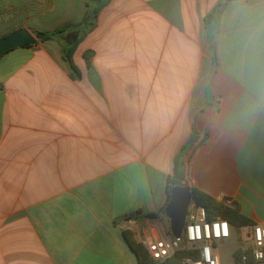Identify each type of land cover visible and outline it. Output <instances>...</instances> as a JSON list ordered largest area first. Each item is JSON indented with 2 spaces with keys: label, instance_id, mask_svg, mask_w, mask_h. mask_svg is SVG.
Here are the masks:
<instances>
[{
  "label": "crops",
  "instance_id": "1",
  "mask_svg": "<svg viewBox=\"0 0 264 264\" xmlns=\"http://www.w3.org/2000/svg\"><path fill=\"white\" fill-rule=\"evenodd\" d=\"M96 6L72 79L35 34ZM21 29L36 44L0 61V264H137L123 231L167 234L177 156L192 194L264 225V0H0V38Z\"/></svg>",
  "mask_w": 264,
  "mask_h": 264
},
{
  "label": "built area",
  "instance_id": "2",
  "mask_svg": "<svg viewBox=\"0 0 264 264\" xmlns=\"http://www.w3.org/2000/svg\"><path fill=\"white\" fill-rule=\"evenodd\" d=\"M216 225H227V234L221 227L217 235ZM232 232L238 238L236 252L240 264H259L264 261V225L250 223L235 227L220 216L210 217L206 208L193 198L178 238L173 237L168 230L160 238L146 235L141 242L151 260L157 263L184 253L176 264H220L219 248L228 243Z\"/></svg>",
  "mask_w": 264,
  "mask_h": 264
},
{
  "label": "trees",
  "instance_id": "3",
  "mask_svg": "<svg viewBox=\"0 0 264 264\" xmlns=\"http://www.w3.org/2000/svg\"><path fill=\"white\" fill-rule=\"evenodd\" d=\"M87 1H103L106 2L107 0H87ZM219 11V8L215 10V12ZM98 7H94L93 9L86 12L83 22L74 28L65 27L63 29L54 30L51 32H38L35 36L41 41H49L55 40L60 44L61 47V58L65 63L66 67L70 72V77L72 79H80L81 73L78 67L75 65L73 61V53L76 51L79 42L83 39V37L93 28L95 19L97 17ZM86 61H88V58ZM180 156H177L175 159L174 165V173L173 178L171 179V185H181L182 181V172L180 167ZM170 189L171 186L167 190V200L166 205L168 204L169 197H170ZM193 198L194 201L198 204L204 206L207 210V213L210 217L212 216H220L223 219H226L230 224L235 227H239L241 225L250 224L247 222L238 212L236 209L231 208L229 206L224 205L223 203L215 202L211 197L205 195L204 193L194 190L193 191ZM155 214L147 215L148 218H154ZM124 239L126 240L129 248L135 254L137 258V264H176L178 258L183 255L184 253H179L172 258L165 260L164 262L157 263L151 260L149 257L144 245L136 241L131 232L129 230L123 231ZM234 263L240 264L238 261L237 252L234 253Z\"/></svg>",
  "mask_w": 264,
  "mask_h": 264
},
{
  "label": "water",
  "instance_id": "4",
  "mask_svg": "<svg viewBox=\"0 0 264 264\" xmlns=\"http://www.w3.org/2000/svg\"><path fill=\"white\" fill-rule=\"evenodd\" d=\"M36 44L33 35L24 29L15 31L5 37L0 38V58L10 50L28 47ZM193 194L189 187L184 185H172L168 204L164 209V214L168 219L169 233L178 238L184 223L185 215Z\"/></svg>",
  "mask_w": 264,
  "mask_h": 264
},
{
  "label": "rangeland",
  "instance_id": "5",
  "mask_svg": "<svg viewBox=\"0 0 264 264\" xmlns=\"http://www.w3.org/2000/svg\"><path fill=\"white\" fill-rule=\"evenodd\" d=\"M6 57L8 56L1 57L0 61L2 62L6 60L7 59ZM139 242H141V240ZM237 243H238L237 235L232 232L228 240V243L226 245H221V247L219 248L220 264H235L234 253L238 249Z\"/></svg>",
  "mask_w": 264,
  "mask_h": 264
},
{
  "label": "snow or ice",
  "instance_id": "6",
  "mask_svg": "<svg viewBox=\"0 0 264 264\" xmlns=\"http://www.w3.org/2000/svg\"><path fill=\"white\" fill-rule=\"evenodd\" d=\"M221 227H223V229H224V234L226 235V234H227V225H223V226H221V225H216L215 228H216V233H217V235L220 234Z\"/></svg>",
  "mask_w": 264,
  "mask_h": 264
}]
</instances>
